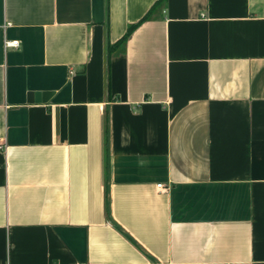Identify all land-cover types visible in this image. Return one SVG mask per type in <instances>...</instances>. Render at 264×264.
Listing matches in <instances>:
<instances>
[{
	"label": "crops",
	"instance_id": "0c3cea01",
	"mask_svg": "<svg viewBox=\"0 0 264 264\" xmlns=\"http://www.w3.org/2000/svg\"><path fill=\"white\" fill-rule=\"evenodd\" d=\"M0 264H264V0H0Z\"/></svg>",
	"mask_w": 264,
	"mask_h": 264
},
{
	"label": "trees",
	"instance_id": "16d2710c",
	"mask_svg": "<svg viewBox=\"0 0 264 264\" xmlns=\"http://www.w3.org/2000/svg\"><path fill=\"white\" fill-rule=\"evenodd\" d=\"M143 20H141L140 22H142ZM139 22V23H140ZM139 23L131 26L129 29H128V32L126 33V35L121 39L119 40L118 44H121L123 43L124 41H126L128 39V37L133 33V31L137 28V26L139 25Z\"/></svg>",
	"mask_w": 264,
	"mask_h": 264
},
{
	"label": "built area",
	"instance_id": "2783aa9c",
	"mask_svg": "<svg viewBox=\"0 0 264 264\" xmlns=\"http://www.w3.org/2000/svg\"><path fill=\"white\" fill-rule=\"evenodd\" d=\"M5 45L7 47H19L20 42H19V40H8L5 42ZM157 187H159V188L162 187V184H158Z\"/></svg>",
	"mask_w": 264,
	"mask_h": 264
}]
</instances>
